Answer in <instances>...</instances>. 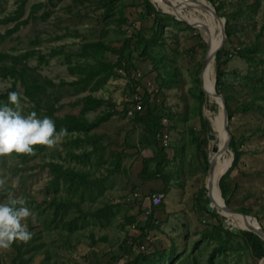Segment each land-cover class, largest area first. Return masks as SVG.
Wrapping results in <instances>:
<instances>
[{
	"label": "rangeland",
	"instance_id": "rangeland-1",
	"mask_svg": "<svg viewBox=\"0 0 264 264\" xmlns=\"http://www.w3.org/2000/svg\"><path fill=\"white\" fill-rule=\"evenodd\" d=\"M150 1L161 11L156 26L153 13L142 14V0H0V18H13L0 23V35L19 23L0 38V52L8 54L1 64L24 55L35 77L51 81L56 116L94 123L87 130L59 127L64 131L52 146L25 157L0 154V202L24 198L32 232L29 240L0 248V264H124L138 253L146 256L139 264H208L213 247L226 237L227 248L213 253L211 264H264L235 214L207 207L208 161L219 142L211 119L221 108L206 93L199 95L205 33L188 24V8L180 19ZM205 2L224 21L219 90L215 58L209 77L232 111L228 129L240 152L227 177V205L246 209L264 229V0ZM138 34L149 40L147 54L133 49L127 64L118 50ZM95 50L101 53L97 61ZM10 86L8 77H0V93ZM16 89L26 115L29 103ZM138 101L155 113L166 111L167 144L157 135L156 143L147 142L134 113H127ZM209 133L215 138L208 139ZM159 148L166 156L163 177L140 179L142 158ZM226 155L233 158L229 144ZM51 161L79 175L52 183ZM158 190L164 199L150 219L142 204ZM134 191L140 196L133 198Z\"/></svg>",
	"mask_w": 264,
	"mask_h": 264
},
{
	"label": "trees",
	"instance_id": "trees-1",
	"mask_svg": "<svg viewBox=\"0 0 264 264\" xmlns=\"http://www.w3.org/2000/svg\"><path fill=\"white\" fill-rule=\"evenodd\" d=\"M213 4V0H208ZM217 9L216 6H214ZM141 11L142 14H151L153 13V24L156 26L157 20L161 15V11L156 9L150 0H142L141 2ZM13 19L10 16H6L4 18H0V23H6ZM19 23H16L11 29L6 31V34L11 32L15 27H17ZM155 32V28L154 31ZM5 33L0 35V38H4ZM226 34L229 36V30L226 28ZM133 37V36H132ZM149 40L142 35H136L133 44L131 43V37L123 40L122 45L120 46L118 53L119 59H123L127 64L130 62V53L133 49H139L141 53L144 55L147 54ZM6 52H0V77H8L11 80L12 86L9 87V91H17L16 86L19 85L22 88V94L24 98L29 103V107L27 109V113L31 111H36L38 116H48L55 122L56 131L58 132L59 127L67 126L71 130H87L94 126L93 122H88L84 117L68 114L64 117L56 116V98L52 96V90L49 91V86H52L51 81L48 78H44V80H40L33 75L34 68H32L25 60L24 55H16L11 58V61L6 64L2 63L1 60H5L7 58ZM93 58L97 61L101 57V53L98 50H95L92 54ZM224 63L221 60V52L218 50L215 54V86L216 89L219 88L221 84V79L224 75V69L222 68V64ZM219 90V89H217ZM0 93V103H8L7 93ZM18 92V91H17ZM200 99L204 97V93L201 89H199ZM146 101V100H145ZM146 103V102H145ZM227 105V104H226ZM145 106L144 111L135 112L133 114V121L142 126L144 133L147 136V142L156 143V135L157 132L161 129V117L166 115L165 110H162V113H155L153 108ZM147 106V107H146ZM228 109V108H227ZM229 119L232 116V111L228 109ZM206 120L201 119V125H205ZM234 139L233 137L230 139L229 146L233 152V158L231 165L228 169L220 176L219 178V189L222 197L224 198V202L226 204L229 203L228 193L230 192V186L227 184V177L230 173L237 167L240 152L236 150L234 147ZM205 142V140H200V144ZM44 144H34L32 145L33 149H41ZM18 156L23 155L25 157L29 153H17ZM166 160L165 152L159 148L155 156L152 157H143L142 158V167L137 172V176L142 180H152L154 178H158L159 176L163 177V164ZM23 161V160H22ZM151 162L155 163L154 170H150L149 164ZM49 171L52 175V183L56 184V178H62L63 180L73 178L79 175V172L68 170L67 168H63L61 165L56 162L51 161L48 164ZM162 191V190H158ZM157 192V191H156ZM201 192V190H200ZM241 212L246 213V209H240ZM152 212L149 214L148 218L151 219ZM142 233L143 230H141ZM230 233L234 232L230 230ZM240 233L245 234L250 243L252 249L256 252L258 257H262L264 255V240L249 230H241ZM229 244V239L226 237L221 242L217 243L212 250V254L209 257L208 264H211V259L213 253L216 251H225ZM142 259H146L144 254H137L133 260L130 262H125L124 264H139Z\"/></svg>",
	"mask_w": 264,
	"mask_h": 264
},
{
	"label": "clouds",
	"instance_id": "clouds-1",
	"mask_svg": "<svg viewBox=\"0 0 264 264\" xmlns=\"http://www.w3.org/2000/svg\"><path fill=\"white\" fill-rule=\"evenodd\" d=\"M7 99L8 103H0V154L31 153L34 144L52 146L64 131L57 132L53 119L38 116L34 110L23 114L17 91H9ZM30 215L22 197L0 202V248H8L13 240L31 238L25 222Z\"/></svg>",
	"mask_w": 264,
	"mask_h": 264
},
{
	"label": "bare ground",
	"instance_id": "bare-ground-1",
	"mask_svg": "<svg viewBox=\"0 0 264 264\" xmlns=\"http://www.w3.org/2000/svg\"><path fill=\"white\" fill-rule=\"evenodd\" d=\"M152 1L155 2L156 5L159 7H164L166 10H169V9L173 10V12L176 14L181 12L184 8H188L187 13L185 14L187 21L190 23H194L195 25L206 26L207 30L204 31L205 37L209 39L211 47L216 46V44L219 41V38H216L214 36V30H215L214 17L215 16L210 9H207L204 7V5H208L205 2V0H167V1L166 0H152ZM210 68H211L210 65H208L202 72V87L204 88L206 95L214 100L215 97L212 95V93L215 90L214 88L215 86H214L213 80L209 77ZM211 122L214 128V131L217 132L216 134L218 136L219 142L216 146L217 149L215 151H212V153L210 154V158L213 160V163H214L213 174L210 179V182H211L210 195L213 198V200L220 206L223 201H222L221 195L219 194V191L217 188V180H218V177L229 166L231 158L226 155V149L224 150L222 149L223 143L226 139V132L224 131V128H223L221 114L219 116H215L214 118H212ZM234 217L239 221L240 226L243 228H247L248 225L258 227V224L256 223V221L251 220L248 217H244L241 214H235Z\"/></svg>",
	"mask_w": 264,
	"mask_h": 264
},
{
	"label": "water",
	"instance_id": "water-1",
	"mask_svg": "<svg viewBox=\"0 0 264 264\" xmlns=\"http://www.w3.org/2000/svg\"><path fill=\"white\" fill-rule=\"evenodd\" d=\"M204 7L207 8V9H210L213 12L216 20L220 24V33H221V37H220L218 43L216 44V46H214V47H211L209 39L206 38V51H205V55H204L203 61L201 63L200 72H199V81H200V84H201V90L203 91V93H206L204 88L202 87V72L209 65V63L215 58L216 52L224 44L226 35H225V32H224V21L218 15L217 11L212 6L210 7L208 5H204ZM176 16L178 18L182 19V17L180 15L176 14ZM188 24H190L191 26H195V27H197V28H199V29H201L203 31L207 30L206 26H204V25H202V26L195 25L194 23H190V22H188ZM212 95L215 97L214 101L221 107L220 114L222 116L223 128H224V131L226 132V139H225V141L223 143V146H222V149L224 150V149H227L228 144H229L230 139H231V134H230L229 129H228V120H229L228 109H227V106H226L225 98L218 91L214 90ZM218 98H219L220 101L218 100ZM207 137H208V139L212 140V139L215 138V134L214 133H209ZM216 149H217L216 146L212 147V151H215ZM231 160H232V157H231ZM230 165H231V161H230L229 166ZM213 168H214L213 160L211 158H209L208 171H207L208 172V176H209V181L207 183V195H208V198L210 200V203L207 205V207L209 208V207L214 206V207H217V208L221 209L224 214L225 213H234V214H241L244 217H247L245 213L240 212V211L236 210L235 208H232L231 206L227 205L224 202L223 199H222L223 202H222V204L220 206L213 200V198L210 195V187H211L210 179H211L212 174H213ZM220 176L218 177V179L220 178ZM219 194H221V193L219 192ZM240 228H243V227L240 226ZM244 229H247L249 231L254 232L255 234H257L259 237H261L264 240V229H262L259 225H258V227H255V226H252V225H248V227L244 228Z\"/></svg>",
	"mask_w": 264,
	"mask_h": 264
},
{
	"label": "built area",
	"instance_id": "built-area-1",
	"mask_svg": "<svg viewBox=\"0 0 264 264\" xmlns=\"http://www.w3.org/2000/svg\"><path fill=\"white\" fill-rule=\"evenodd\" d=\"M142 102L138 101L136 102L135 105H133L132 108H129L127 110L128 114L131 113H135V112H142V109L144 110L145 107L141 105ZM161 129L157 132V138L160 139L161 143H163L162 145L167 144V118L166 116H162L161 117ZM140 196V192L138 191H134L132 193V197L133 198H137ZM144 199H147V204H142V210L145 216L149 215L152 212L153 208H158L160 206V204L162 203L163 199H164V192L163 191H157L155 193H153L150 196H145Z\"/></svg>",
	"mask_w": 264,
	"mask_h": 264
}]
</instances>
